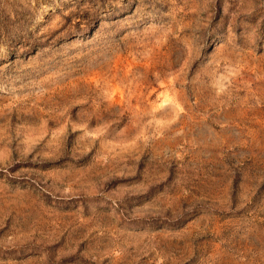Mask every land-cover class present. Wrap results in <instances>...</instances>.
Wrapping results in <instances>:
<instances>
[{"label":"rangeland","instance_id":"rangeland-1","mask_svg":"<svg viewBox=\"0 0 264 264\" xmlns=\"http://www.w3.org/2000/svg\"><path fill=\"white\" fill-rule=\"evenodd\" d=\"M0 264H264V0H0Z\"/></svg>","mask_w":264,"mask_h":264}]
</instances>
